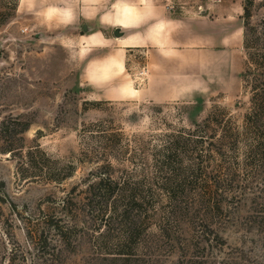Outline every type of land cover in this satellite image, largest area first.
Listing matches in <instances>:
<instances>
[{
	"label": "rangeland",
	"instance_id": "obj_1",
	"mask_svg": "<svg viewBox=\"0 0 264 264\" xmlns=\"http://www.w3.org/2000/svg\"><path fill=\"white\" fill-rule=\"evenodd\" d=\"M244 7L0 0V264H264V143L245 137ZM251 11L256 26L264 0ZM166 19L176 26L165 30ZM211 115L190 138L201 175L167 194L159 150ZM229 117L238 139L218 127ZM91 124L111 139V175L153 186L126 224L91 214L84 199L101 172ZM40 150L60 181L27 165L29 152L46 163Z\"/></svg>",
	"mask_w": 264,
	"mask_h": 264
},
{
	"label": "trees",
	"instance_id": "obj_2",
	"mask_svg": "<svg viewBox=\"0 0 264 264\" xmlns=\"http://www.w3.org/2000/svg\"><path fill=\"white\" fill-rule=\"evenodd\" d=\"M255 1L245 0L244 7L245 33L243 46L246 54V68L242 74V79L244 87L250 89L249 91L252 93L251 107L245 116L244 125L247 129L245 133L246 140L264 143V19L256 26L252 24L251 8ZM210 119L212 120V115L207 119L204 126H198L196 130L189 131V137L172 135L170 140H167L159 150L155 175L162 182V188L167 194H172L177 189H184L189 181L195 180L201 175L202 165L195 161L197 157L194 156L195 152H192L193 140H190V138L194 137L195 133H200V131L205 134L204 129L209 127ZM231 123L232 119L229 117L227 120L221 121L218 127L221 126L223 130L229 129V135L225 132V136L227 134L229 138L238 139L243 136V133L237 134L234 132ZM28 128V125H25L19 134H23ZM86 131L89 132V138L94 142V146L90 147L89 151L96 158L98 165H100L99 171H101L99 172V179L89 185L84 198L87 200L89 211L101 218L108 217L112 219V217H116L117 220L120 218L121 222L126 224V222H129L130 214L135 210H139L138 208L145 201L144 193L153 192V186L142 182L133 183L130 177L128 180L123 179V181L114 178L110 173L113 161L111 155H109L111 151L108 150L111 147V139L102 129V124H91ZM13 147L14 143L9 146L10 149L7 153L12 154ZM256 149L258 147L253 151H256ZM39 152L46 163H37L34 154L29 152L25 157L27 165L36 168L40 174L39 176L47 181H60L57 176L61 168H57L56 163H51L45 152L42 150ZM54 229L59 233L61 232L58 226Z\"/></svg>",
	"mask_w": 264,
	"mask_h": 264
},
{
	"label": "crops",
	"instance_id": "obj_3",
	"mask_svg": "<svg viewBox=\"0 0 264 264\" xmlns=\"http://www.w3.org/2000/svg\"><path fill=\"white\" fill-rule=\"evenodd\" d=\"M201 24V21H200ZM163 25H164V29L165 30H169L171 27L176 26V20H172V19H166L165 21H163ZM169 41L166 40H160L159 41V47H167L169 45ZM227 43H231V41H229L228 39H222L220 41V44L223 47H226Z\"/></svg>",
	"mask_w": 264,
	"mask_h": 264
},
{
	"label": "water",
	"instance_id": "obj_4",
	"mask_svg": "<svg viewBox=\"0 0 264 264\" xmlns=\"http://www.w3.org/2000/svg\"><path fill=\"white\" fill-rule=\"evenodd\" d=\"M83 29H84V31H88V27H87V25H84ZM124 35H125V33H124V31H122L121 28H116V29L114 30V36H115L116 38H122V37H124Z\"/></svg>",
	"mask_w": 264,
	"mask_h": 264
}]
</instances>
